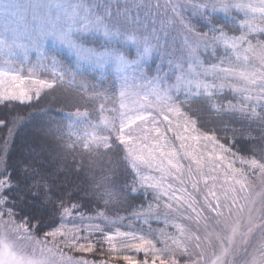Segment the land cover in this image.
Returning a JSON list of instances; mask_svg holds the SVG:
<instances>
[{
	"label": "rangeland",
	"instance_id": "obj_1",
	"mask_svg": "<svg viewBox=\"0 0 264 264\" xmlns=\"http://www.w3.org/2000/svg\"><path fill=\"white\" fill-rule=\"evenodd\" d=\"M18 2L27 8L30 4L35 3V0H18ZM209 2L210 0H95L96 7L93 11L96 15L103 17L104 23L110 28L118 29L122 33H135L137 36H151L155 30L154 34L159 37V40L152 39L157 51L142 66V71L135 67L128 69L129 88L135 93L142 94L151 87L146 85L145 78L152 80L159 77L162 82L161 87L171 89L169 92L170 103L179 108L180 114L167 113L171 124L163 121L161 116H157L158 123L155 126H158L161 132L165 134L167 143L165 151L175 148L181 157L179 162L183 165L182 178L185 183L180 184L179 181L169 177L168 181L163 183V189H167V183H171L174 188H186L187 192L177 193V195L184 197L182 202H177L166 196L157 199L161 189H154L147 185L160 179L161 173L156 170L160 164L159 159L154 161L151 167L146 164H138L137 168L133 169L127 155V149L123 145L125 159L134 173L132 190L144 196L145 204L129 215L117 217H110L104 213L103 216L88 215L78 208V211L73 212L71 217H63L64 230L69 235L73 234L75 228H79L81 231L78 234L82 237L88 236V240L93 243L95 235L98 233H103L105 236L108 233H115L117 230L121 232L130 231L137 236L152 240L156 249L159 250L155 253L156 256H159V259H155V264H161V260H164V264H173L174 259L176 264H192L193 261H197V264H211L215 256L219 255L221 251L217 235L224 240L225 246H227V237L232 234V229L237 227L238 231L226 260L230 261L231 264H251L255 258L258 264H264V256H262L264 253V173H261L259 169H251L248 164L241 163L242 159L251 160L254 158H244L238 155L231 147L219 142L215 136L202 132L196 123L194 129L192 124L188 123V131H184L186 121L194 120L182 111L178 100L197 97L194 90L189 91L187 80L199 79L217 85L215 89H210L211 97L220 102L223 101L221 97L230 94L232 99L224 101V105H218L220 107L224 106L245 114H253L252 108H255V114L264 110V99H258L264 95L259 91L262 81L258 80L257 84L252 85L238 78L225 79L222 73H218L216 76L205 75V69L216 66L217 69L230 67L237 70L255 71L257 76H260L264 72V65L259 59V54L264 51L261 48V45H264V33L248 34L247 22H250L254 27L264 28V18L259 12L252 13L248 9L245 11H248L249 14L245 15V11L238 9H231L228 13H224L219 10L212 12L211 9L198 7V5ZM242 2L259 5V0H242ZM37 15L41 14L37 13ZM32 16L33 10L31 8L27 12L22 9L19 17L9 19L0 15V33L17 27L23 29L26 22L30 27L33 23ZM213 16H221L240 25L243 29L240 35H227L230 37L247 35L253 51L245 53L244 50L248 47L247 42L239 46V53H237L231 48H226L222 41H214L213 38L219 36L220 32L214 27L211 28V25L207 32L197 30L193 23L194 18L202 17L208 23ZM35 23H39V20ZM80 38L86 46L97 50H102L105 44L103 36L99 34L86 33L82 34ZM88 38L97 41V44L87 45L86 39ZM22 42L28 43L27 40ZM112 47L123 52L129 60L135 59V48L131 45L126 46L117 43ZM52 51L66 54L77 72L91 70L102 75H113L116 78L120 93L124 74L118 72L114 65L94 67L77 63L75 58L69 55L64 48L54 46L51 41L42 44L39 50L29 46L26 53L27 58H25V52L22 49H17L14 56H9L5 51V53L0 54V67L18 72L21 76L53 81L61 75L64 76V73H62V68L56 59L49 56ZM238 54L240 55L239 60H237ZM244 55L248 56L247 61L244 60ZM29 69L32 71L30 72ZM25 83L31 85V80H27ZM221 85L223 87H220ZM32 87L33 91L30 92L32 99L30 101L38 98L35 89L39 86ZM241 88H247L249 91L234 90ZM46 89L48 88L41 89L39 95ZM199 96H205V94L201 93ZM245 96L252 98L246 100ZM135 99L136 96L134 95L128 98L126 102L130 103L131 100ZM30 101L25 100L24 102ZM151 102L156 103L154 99ZM119 105L120 96L117 108L111 113L102 112L101 116L117 117ZM151 110L155 115V109ZM89 122L96 124L98 120L93 121L89 118ZM86 127L87 124L81 122L75 126V130L84 131ZM144 127L151 129L154 125L149 122L147 126L140 125L139 128L133 126L131 135L133 146L136 148H140L144 142V132L142 131ZM169 127H172L174 131L169 132ZM103 134L107 135V132ZM176 135H183L186 139L184 141L177 140ZM112 136L115 137L116 134L113 133ZM152 140L153 136L149 133L147 142L151 143ZM160 143L164 144L165 141ZM181 143L185 144V148L180 147ZM186 152L191 153V156H185ZM191 157L202 158L201 165L197 166ZM230 164L232 165L231 168L229 167ZM237 180L241 183H236ZM193 182L197 184L198 192L192 188ZM241 184L244 185L243 188ZM210 190L215 191L219 197L221 208L218 211L222 212L223 215L217 216L215 212L208 209L207 203H214V198L209 195ZM168 191L169 196H171V190ZM189 193L194 197L195 212L187 207V202H191ZM205 197H207V201ZM233 199L235 200L234 207L232 206ZM169 203L172 204V208L166 206ZM225 205H228L231 210L229 211V207H225ZM0 208L7 209L5 205L0 206ZM12 219L15 220L14 217ZM113 221L115 224L111 223ZM15 222L16 224L21 223L16 220ZM0 224H3L0 231L5 232L9 239L15 242L18 250L25 251L37 259L45 260L48 264H66V262L61 261L60 249H63L64 254L71 255L77 260H87L89 264H127V261L123 259L124 255L132 256L138 264H143L145 260L148 261V264H153L154 255L150 250L148 255H145L144 251L137 252L134 248H123L120 244L121 238H116L112 242L117 249L116 252H111L113 258L116 259L114 262L95 261L87 257L86 254L90 252H74L65 248L63 243H60L59 248H57V242L63 240V237H58L55 242L52 241L51 237H48L49 243L47 245L37 244V240H44L45 238L37 237L34 233L31 240H16V233L13 232L15 225H12V221L7 215L0 220ZM96 224L103 229V232L89 233L85 231L90 225ZM181 230H183V235H181ZM30 231L32 230L30 229ZM195 236H199L200 240H195ZM245 239L247 243L243 242ZM173 240L178 241V244L173 243ZM80 242L84 243L85 241L81 240ZM138 242V240L130 241V243ZM197 243L200 245L199 248L195 246ZM107 245L110 249L111 245L108 242ZM185 246L187 247V254H182V249ZM49 247L52 248L51 252L47 250ZM201 255L203 259L198 260Z\"/></svg>",
	"mask_w": 264,
	"mask_h": 264
},
{
	"label": "snow or ice",
	"instance_id": "obj_2",
	"mask_svg": "<svg viewBox=\"0 0 264 264\" xmlns=\"http://www.w3.org/2000/svg\"><path fill=\"white\" fill-rule=\"evenodd\" d=\"M95 0H35V3L30 4L27 8L21 5L18 0H0V15L6 18L19 17L21 10L27 12L29 8L33 10V16L31 26L29 27L27 22L23 29L17 27L15 29H9L5 33H0V54L5 53L9 56H14L17 49H22L26 53L29 46L39 50V47L47 41H51L54 46H60L64 48L67 53L73 56L77 63L87 64L94 67H103L108 64H112L116 67L117 71L124 74L121 84L120 105L119 114L117 117L108 118L101 116L96 124H91L87 113H82L79 109L75 113L69 115V125H68V138L72 140V143L68 144L66 147L68 149H73L75 145L79 142L82 143V147L89 151H98L100 148L110 149L112 146V135L116 134L115 139L119 141V144L124 145L127 149L128 158L131 161V167L136 169L138 164H146L151 167L152 163L159 159L160 164L157 167V171L161 173L160 179L155 183H150L147 186L154 189H161L158 192L157 199L161 196L169 197V199H174L177 202L184 201V197L177 195L178 192H187L186 188H174L171 183H167V189H163V183L168 181L170 177L172 180L179 181L180 184H184L185 180L183 176V165L179 162L181 157L179 156L177 150L172 148L169 151H165L167 147L165 134L161 132V129L157 125V116H161L163 121L171 124L169 115L167 113L174 112L180 114L178 107L174 106L171 102V96L169 95L170 88L161 87V80L159 77L153 78L152 80H146V85H150L148 91L140 93H135L129 88V79L127 76L128 69L137 68L142 71V66L152 57L157 51L156 45L152 43V39L159 40L156 36L155 30L151 36H137L135 33H122L118 29L110 28L106 23H104L103 17L96 15L93 9H95ZM200 8L211 9L212 12L217 10L224 13H228L231 9H238L240 11H245V9L250 10L252 13L259 12L264 18V0H259V5L253 3H244L242 0H210L209 3L198 5ZM40 13L41 15H37ZM248 11H245V15H248ZM39 20V23L35 21ZM248 23V34L253 33H264V28L254 27L250 22ZM86 33H93L102 35L105 44L102 50H97L92 47L86 46L82 40L81 35ZM214 41H222L226 48H231L234 52L239 53V46L242 43L247 42L248 47L244 50L245 53L253 51L251 41L248 40L247 35H241L239 37H230L227 34L220 32L219 36L213 38ZM27 40L28 43L25 44L22 41ZM131 45L135 48V59L129 60L127 56L120 52L115 47L114 44ZM187 43V41H186ZM264 49V45H261ZM240 59V55H237V60ZM259 59L261 64L264 65V51L259 54ZM244 60H248V56L244 55ZM31 72L32 69H29ZM218 73L223 74V78H238L248 84L255 85L257 81H262L259 87V91L264 93V72L260 76H257L255 71L247 70H237L230 67H220L217 69L216 66H212L211 69H205V75L211 74L216 76ZM59 79L62 81L63 76L61 75ZM178 79H180L178 77ZM27 80H31V85L26 84ZM56 81H48L43 79H33L31 76H21L18 72L12 70H5L0 67V102L5 100L15 101L19 100L24 102L25 100H31L32 96L30 92L33 91V87L38 85L39 87L35 89L36 96L39 97L40 90L45 88H53ZM186 83L189 85V91L194 90V94L199 96L201 93L211 96L212 92L210 89H215L217 85L211 84L199 79L187 80ZM81 89L86 90V85L81 84ZM220 87H223L221 85ZM240 90L242 92L249 91L247 88L234 89ZM136 96L135 100H131L130 103L126 102L128 98ZM251 96H245V99H251ZM155 100V104L151 101ZM258 99H264V95ZM155 109L156 114L154 115L151 109ZM101 112L104 111V106H100ZM252 113L255 114V108H252ZM85 123L87 127L84 131H76L75 126L78 123ZM139 122V123H138ZM151 122L154 127L151 129L144 127L142 130L144 132L143 141L140 148L133 146V137L131 132L133 131V126L137 128L140 125L147 126ZM0 123H3L0 121ZM191 123L194 129L195 121H186L184 131H188L187 124ZM179 127V125H177ZM128 130L127 132L125 130ZM169 132L174 131L172 127L168 128ZM107 132V135L103 134ZM149 133L153 136L151 143L147 142L149 140ZM74 137V138H73ZM177 140L184 141L186 139L183 135H176ZM210 139V138H209ZM161 141H165L161 144ZM181 148H185V144L181 143ZM222 147V146H221ZM158 154V155H157ZM185 156H191V153L186 152ZM193 162L197 166L201 165L202 158L196 159L191 157ZM166 161V164H165ZM242 164H248L251 169H259L261 173H264V163L256 159L251 160H241ZM231 168L232 165L230 164ZM191 171V169H189ZM4 179H0V206H3L10 202V197H12V189L14 185L11 183L10 176H7L6 170L4 173ZM147 179V178H144ZM206 183V181H205ZM236 183L240 184L241 181L237 180ZM243 188L244 185L241 184ZM192 188L195 191H199L197 184L192 183ZM171 190V196H169V191ZM233 191H235L233 189ZM111 195V194H109ZM189 195V200L187 202V207L193 212L196 209L193 207L194 197L191 193ZM209 195L214 198V203L208 202L207 207L210 211L215 212L217 216L223 215L222 212L218 211L221 208L220 199L215 193V191H209ZM207 201V197H205ZM168 208H172V204L166 205ZM232 206H235V200L233 199ZM62 211V222L59 227L52 231H46L44 233V240H37V244L47 245L49 243L48 237L52 238V241H57L58 237H63V240L57 242L56 246L59 248V244L63 243L65 248H68L74 252H92L94 251V245L88 240V236H80L78 233L81 231L79 228H75L72 235H69L64 230L63 217H71L73 212L78 211L77 205L64 206L61 204ZM225 207H229L225 205ZM231 208L229 207V211ZM241 210L242 207H241ZM7 215L9 220L12 221V225H15L13 232L16 233V240L27 239L31 240L33 232L30 231L28 227V220H25L16 224L15 220L12 219L13 212L9 209L0 208V220ZM98 216H103V213H98ZM83 220V217H81ZM89 219H92L89 217ZM7 223V221H4ZM115 224V222H111ZM38 227V225L36 226ZM0 228H3V224H0ZM72 231V230H70ZM85 231L89 233L93 232H103V229L98 225H90ZM238 228L234 227L232 229V234L227 237V246L223 239L217 235V240L220 241L221 251L220 254L215 256L211 264H231L230 261L226 260L228 253L230 251L231 245L234 243L235 235L237 234ZM251 231V229H249ZM22 233V234H21ZM181 235H183V230H181ZM116 238L120 239V244L123 248H134L137 252L144 251L145 255H148L149 250L153 253L154 259L153 264H155V259H159L156 256L159 250L156 249L152 240L145 239L143 236H137L133 232H121L117 230L115 233H108L104 236L110 245V251L116 252V246L113 244V240ZM195 240L199 241L200 237L195 236ZM85 241L84 243L80 242ZM139 241L138 243H130V241ZM247 243L245 239L243 241ZM173 243L178 244V241L173 240ZM147 246V247H146ZM197 248L200 247L199 243L195 245ZM49 252L52 248L47 249ZM61 261L66 262V264H89L87 260H77L71 255L63 253V249H60ZM182 254H187V247L182 249ZM264 256V253H262ZM123 259L127 261V264H138L132 256L124 255ZM203 259L201 255L198 257ZM0 264H48L47 261L42 259H37L33 255L28 254L25 251L18 250L16 244L13 240L9 239L8 235L0 231ZM143 264H148V261H143ZM161 264H164V260H161ZM173 264H176L175 259ZM192 264H197V261H193ZM251 264H258L257 260L253 258Z\"/></svg>",
	"mask_w": 264,
	"mask_h": 264
},
{
	"label": "trees",
	"instance_id": "obj_3",
	"mask_svg": "<svg viewBox=\"0 0 264 264\" xmlns=\"http://www.w3.org/2000/svg\"><path fill=\"white\" fill-rule=\"evenodd\" d=\"M207 23L202 17L193 19L200 32L214 27L218 32L240 35L237 23L213 16ZM87 45L97 41L86 39ZM64 73L53 88H48L30 102H0V173L10 176L12 197L5 204L18 222L28 220L35 236L45 238L62 221V207L77 205L88 215L99 212L110 217L129 215L145 204L142 194L132 190L134 173L125 159V149L112 136L110 149L89 151L77 143L73 149L68 138V115L79 109L93 120L103 112L111 113L119 102L116 78L96 71L77 72L64 53L52 51ZM86 85V90L81 89ZM211 96L179 99L182 111L193 119L204 133L216 137L244 158L264 161V110L245 114L224 106ZM74 138V137H73ZM0 175V179H4ZM111 194V195H109ZM38 225V227H36ZM94 251L86 254L95 261L114 262L104 234L94 238Z\"/></svg>",
	"mask_w": 264,
	"mask_h": 264
}]
</instances>
